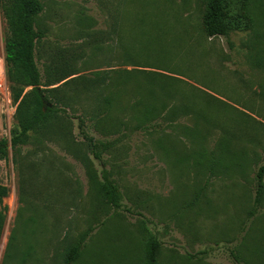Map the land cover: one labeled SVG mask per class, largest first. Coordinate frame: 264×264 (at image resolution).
<instances>
[{
    "label": "rangeland",
    "instance_id": "374dc122",
    "mask_svg": "<svg viewBox=\"0 0 264 264\" xmlns=\"http://www.w3.org/2000/svg\"><path fill=\"white\" fill-rule=\"evenodd\" d=\"M40 1L41 82L60 69L79 83L42 86L73 98L63 105L64 140L31 131L11 148L17 103L0 10V264H65L82 236L70 264H143L150 237L158 264H264V173L254 201L264 166V0H222L227 33L212 37L204 0ZM102 168L122 193L119 208L100 193Z\"/></svg>",
    "mask_w": 264,
    "mask_h": 264
},
{
    "label": "trees",
    "instance_id": "16d2710c",
    "mask_svg": "<svg viewBox=\"0 0 264 264\" xmlns=\"http://www.w3.org/2000/svg\"><path fill=\"white\" fill-rule=\"evenodd\" d=\"M204 1L205 8L201 16V23L205 35L207 37L225 35L227 24L224 22L222 0ZM0 10L5 22L4 61L6 74L11 83L13 99L17 103L15 124L9 131L10 147L15 148L27 142L31 131H35V135L48 134L51 137L64 140L63 130L68 116L63 105H67L66 101L71 97H66L64 99L66 101L51 97L48 93L52 91V88L46 89L42 86H49L66 79L62 84L71 82L75 88L79 83V78H68L72 73L55 69L50 75L51 78L44 83L41 82V75L35 62V50L36 41L42 35L35 29V25L38 15L43 10V4L40 0H0ZM101 81L102 79H98L96 85ZM77 91H80V88L75 89L74 93ZM71 99L73 100V98ZM77 119L79 134L86 141L93 157L100 160L101 152L97 149V144L92 137L84 130V120L78 116ZM7 152L8 141L1 138L0 159H5ZM263 173L264 166H261L256 174L255 203L259 202L262 193ZM99 190L107 204L114 208L121 206L122 193L105 168L101 170ZM6 194L7 187L0 185V226L5 209L4 205L1 206V200ZM83 239L82 236L66 252L65 264H70L80 256ZM159 247L160 243L155 237H150L147 240L143 264H158Z\"/></svg>",
    "mask_w": 264,
    "mask_h": 264
},
{
    "label": "built area",
    "instance_id": "2783aa9c",
    "mask_svg": "<svg viewBox=\"0 0 264 264\" xmlns=\"http://www.w3.org/2000/svg\"><path fill=\"white\" fill-rule=\"evenodd\" d=\"M3 86V82L0 80V88Z\"/></svg>",
    "mask_w": 264,
    "mask_h": 264
}]
</instances>
